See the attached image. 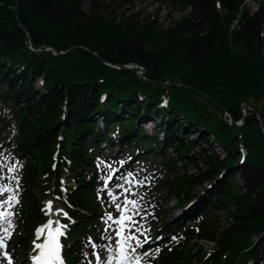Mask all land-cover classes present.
<instances>
[{"label": "trees", "instance_id": "trees-1", "mask_svg": "<svg viewBox=\"0 0 264 264\" xmlns=\"http://www.w3.org/2000/svg\"><path fill=\"white\" fill-rule=\"evenodd\" d=\"M134 1L0 0V181L13 168L20 241L44 224L51 184L65 264H85L114 181L158 158L145 184L175 197L183 215L158 223L162 253L152 264H264V135L255 114L236 128L220 110L237 121L241 112L220 95L238 103L251 89L264 123V0H253L254 13L246 0H157L188 11L165 30L136 15L116 22ZM45 47L64 54L30 49ZM104 62L138 64L146 80ZM190 238L214 245L204 255Z\"/></svg>", "mask_w": 264, "mask_h": 264}, {"label": "rangeland", "instance_id": "rangeland-1", "mask_svg": "<svg viewBox=\"0 0 264 264\" xmlns=\"http://www.w3.org/2000/svg\"><path fill=\"white\" fill-rule=\"evenodd\" d=\"M245 4L246 6L244 7L250 13H254L256 11L257 3H255L253 0H246ZM121 10L122 11L117 13V15L119 16H114L116 17V22L131 20L132 15H136L140 20L144 19V22L151 23L153 21H156V26L162 30H165L167 28L169 29L173 23L172 21L179 22L182 17L187 16L188 12L187 9L183 10V8L180 6H171L169 3H160L157 0L134 1L131 5H125L124 7H122ZM37 27L39 33L43 32L44 36L48 38L45 26L39 23ZM233 27V29H235V24ZM231 29L232 27H230V30ZM28 36L29 35H27V39ZM29 42L30 36L26 42L28 46ZM32 50L33 52L41 51L40 53H38L39 55H41L49 49L44 48L42 50ZM104 63L112 68L121 69L118 66H114L106 62ZM124 66H136L138 69L141 68L139 67L140 65L133 63H128ZM143 69V72H145L146 74V69L144 67ZM134 73L139 79L146 80L145 74L143 76H140L138 72ZM167 82L168 84H172L176 87L184 86L179 81H176L174 83H170L169 81ZM244 94L245 96L237 99L238 103L233 101L230 95H220V97L225 101V103L231 108L233 112H235L237 109H239V111L241 112V116L238 117L237 121H234L231 115L228 113L227 109H220L223 115L226 117L229 125H232L236 128L244 126L247 117H249L251 113L255 114L258 117L259 122L261 118L258 113L259 110H261V98L251 89L244 92ZM211 100L214 101L212 98ZM142 128L146 129V133L148 135L153 134L156 130L153 122H149L147 124L143 123ZM253 130L260 132V134L263 133L264 135L263 120L262 127L261 124H259V128L254 127ZM99 147L103 154L108 155L110 153V150L106 149L103 145H100ZM216 150L220 151L218 147ZM155 160V164H146L143 167H140L138 164L134 165L132 171L123 173L124 175H122V177L114 181L111 188V195L112 197H115V199L112 200L111 197L108 204L110 210L109 212H112V215L107 214L106 217H98V224L94 229V236L96 240L99 241L98 246L103 243L98 248L100 260H95L94 255H91L89 250L87 248H84L85 264H114L115 247L117 245L115 234L117 233L118 225L114 223L113 216L118 217V219L120 218L121 213L117 210L116 205L120 204L121 207L124 208L125 200L136 202L135 207H133L132 204H128L126 206V220L123 227L124 235L128 242L129 249H132L133 246V249H135L136 252L140 254L138 259H135V262H137L138 264H152L153 261H157V258L162 253V246L159 244L160 239L164 236V232H160L162 231L161 228L157 227L158 223H161V221L165 219L175 220L177 218H180L182 217L183 212L181 211V209L176 207V198L171 194L165 193L160 185L150 186L145 184V179L150 178L152 174L156 175L157 172L154 171L159 169V167L161 166L158 158H156ZM188 167L189 174L193 173L195 169L194 166L189 165ZM51 188L52 185L49 184L46 189V197L42 200V203L46 208L45 222L40 228L36 230L35 239H30L29 241L24 240L26 244L23 246V243L20 241L19 236V234L21 233L22 218H20L16 212L17 204L19 201V182L18 178L14 174L13 168H9V170L6 172L5 181H0V213L5 214L3 217H0V237L3 238V243L6 245V248H0V264H9V259L11 261V264H30V256L35 253L34 250L36 249L34 245H36V243L41 244L44 230L49 226V222H51L50 226L52 230L55 231V233L57 229L60 230L59 235L61 236L62 244H64L63 233L65 223L61 220L63 219V208L60 202H58L51 194ZM214 215L218 218L219 226L221 225L225 227L228 225L229 218L226 214L216 212V214ZM109 216H111L112 219H109ZM211 219L213 218L211 217ZM9 224L11 225L10 227ZM185 227H187L186 224L183 228ZM5 230H7V232ZM177 234L178 233H175L173 237L170 238V240H175ZM179 235L182 236V233H179ZM84 242L86 243V241ZM187 243L189 246L194 245L195 248L202 249V254L204 255L207 254L214 245L213 242L206 243L200 240L197 241L196 238L188 239ZM81 244L82 246L84 245V243ZM82 246L80 245V248H82ZM92 246L95 247L94 244ZM142 250L145 251L142 252ZM5 252L7 253V258H5ZM60 264L63 263L61 262Z\"/></svg>", "mask_w": 264, "mask_h": 264}, {"label": "snow or ice", "instance_id": "snow-or-ice-1", "mask_svg": "<svg viewBox=\"0 0 264 264\" xmlns=\"http://www.w3.org/2000/svg\"><path fill=\"white\" fill-rule=\"evenodd\" d=\"M113 199H115V197H113ZM125 207L122 208L120 204H117V210L120 211L121 215L120 218L118 220L115 221V223L123 226L125 220H126V216H125V212H126V206L128 204H132L133 207H135L136 202L135 201H128L125 200L124 202ZM5 214L4 213H0V217H3ZM109 219H112L111 216H109ZM51 222H49V227H50ZM11 225L9 224V227ZM123 230V227H121L118 231H117V235L120 234V232ZM7 232V230H5ZM43 231V230H41ZM60 234V230L57 229L56 233L53 234L51 231H49L48 233V237L45 240L44 243L42 244H36L35 248L39 250V254L35 257H33V261L34 264H53V261H58L59 260V245L57 243L56 240V236ZM0 248H6V245L3 243V238L0 237ZM120 254H123V245H121L120 248ZM5 258H7V253L5 252ZM9 264H11V261L9 259Z\"/></svg>", "mask_w": 264, "mask_h": 264}, {"label": "water", "instance_id": "water-1", "mask_svg": "<svg viewBox=\"0 0 264 264\" xmlns=\"http://www.w3.org/2000/svg\"><path fill=\"white\" fill-rule=\"evenodd\" d=\"M28 39H29V36H28ZM27 39V40H28ZM45 48H48V47H45ZM74 48H76V47H70V49L68 50V51H66L65 52V54L67 53V52H69V51H71L72 49H74ZM48 49H50L51 51H52V55H58V54H64V53H62V52H57L56 50H54V49H52V48H48ZM32 50V49H31ZM33 51V50H32ZM34 52H37V53H40L41 51H34ZM119 68H121V69H123V70H132V71H134V72H138V73H145V72H143L144 70H142V69H138L136 66H129V67H127V66H124V65H122V66H118ZM246 107V106H245ZM260 124H261V127H262V119L260 118ZM240 126V125H239Z\"/></svg>", "mask_w": 264, "mask_h": 264}, {"label": "bare ground", "instance_id": "bare-ground-1", "mask_svg": "<svg viewBox=\"0 0 264 264\" xmlns=\"http://www.w3.org/2000/svg\"><path fill=\"white\" fill-rule=\"evenodd\" d=\"M56 238H57V243L59 245V260H58V262L53 261V264H58V263L60 264L61 263V247H60V243H59V235H57Z\"/></svg>", "mask_w": 264, "mask_h": 264}]
</instances>
